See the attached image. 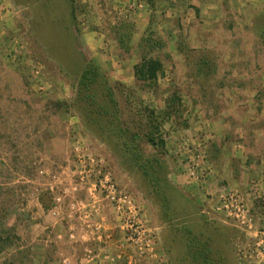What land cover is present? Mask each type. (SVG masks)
Segmentation results:
<instances>
[{"label":"rangeland","instance_id":"rangeland-1","mask_svg":"<svg viewBox=\"0 0 264 264\" xmlns=\"http://www.w3.org/2000/svg\"><path fill=\"white\" fill-rule=\"evenodd\" d=\"M66 1L0 0V9L6 10L0 30V180L15 184L16 213L8 226L20 237L0 255V264H82V259L85 264H127L123 252L128 246L136 264L159 258L164 264H193L189 231L208 243L216 261L264 264L251 254L252 236L226 223L193 193L177 151L183 142L191 147L204 143L206 163L216 173L209 159L216 134L205 130L203 122L224 117L222 109L230 101L264 106V0H257V7L249 2L251 11L243 15L244 28L237 35L244 41L238 53L259 56L255 63H244L247 73L241 78L225 76L235 65L208 59L235 53L237 47L169 44L155 31L139 38L129 19L138 7L127 5L121 14L117 2L122 0L73 1L77 20L72 33L83 51L81 63L63 43L70 33L64 22ZM123 22L134 28L129 51L113 33ZM219 33V40L231 34ZM145 37L164 42L152 51L164 64L154 84L139 82L134 72L148 52ZM87 69L99 76L87 81ZM258 114L262 120L264 111ZM75 136L131 195L141 211L142 230L136 220L125 226L107 201H89L86 189L74 192ZM159 141L163 149L156 146ZM143 231L148 246L141 257L136 248L140 238L143 243Z\"/></svg>","mask_w":264,"mask_h":264},{"label":"crops","instance_id":"crops-1","mask_svg":"<svg viewBox=\"0 0 264 264\" xmlns=\"http://www.w3.org/2000/svg\"><path fill=\"white\" fill-rule=\"evenodd\" d=\"M141 1L142 7H139L131 16L129 15V19L135 23L138 31L135 36L140 38L147 32L155 31L163 35V39L166 42L168 40L169 44L170 42L177 45L193 43L202 45L204 48L243 47L244 41L237 38L238 32L244 28L243 15L251 11L248 7L249 2H254L255 6H258L257 0ZM117 3L120 13L124 14L126 6H132L138 3V0H122ZM218 32L231 34L219 40L216 37L221 38L222 34ZM239 49L235 53L208 59L235 65V68L229 67L225 76L241 78L244 76L243 73H247L244 63L248 61L255 63L259 60V56L252 54L246 57L238 53ZM259 88L251 90V94L258 95ZM241 89L236 87L235 91L238 92ZM248 103L230 101V104L222 109V115L227 119L211 118L203 122L202 126L205 130L216 134L214 136L216 145L209 154V159L217 165L216 173L213 172L208 180L210 189L215 187V183H223L224 180L229 185L242 189L248 188L259 180L264 181V147L261 146V143L264 144V130L258 128L261 125L260 122H264V117L261 120L258 114L259 111H264V106L257 103L254 105V102ZM238 110H242L241 114ZM192 191L207 202L201 185L194 183ZM200 194H203V197ZM81 263L85 264L84 259Z\"/></svg>","mask_w":264,"mask_h":264},{"label":"built area","instance_id":"built-area-1","mask_svg":"<svg viewBox=\"0 0 264 264\" xmlns=\"http://www.w3.org/2000/svg\"><path fill=\"white\" fill-rule=\"evenodd\" d=\"M132 6L142 7V1L140 0L138 4L135 3ZM0 10V30H2L6 23V17L3 16L6 10L5 8ZM35 74L38 76L39 72L37 71ZM41 85L39 84L40 90H45V87ZM73 145L78 166V185L74 187V192L86 189L89 201H107L113 207L117 218L121 219L125 226H128L132 220H136L142 230L144 225L140 209L134 203L131 195L116 185L111 173H104L105 162L91 154L81 137L75 136ZM205 148L204 143L191 147L187 142H183L178 146L177 151L183 157L182 162L186 168L188 180L191 184L197 183L203 187L207 203L216 215L235 229L252 236L254 247L251 254L259 261L264 262V181L259 180L246 189L234 187L227 183L219 186L215 184V187L210 189L208 180L213 174V170L206 163ZM93 177L95 179L90 182ZM51 190L53 191L54 187H51ZM64 193H69V190L65 189ZM62 200L61 197H58L55 201L60 203ZM142 233L144 237L146 231ZM127 241L129 244L131 243V235H128ZM147 244L146 236L143 238V243L140 238L136 250L141 257L145 255ZM128 247L123 252V257L127 264H136V259L131 254V246ZM106 258L109 259L110 257L107 256ZM121 258H112L110 261L114 263ZM153 264H164V260L159 258L158 262Z\"/></svg>","mask_w":264,"mask_h":264},{"label":"trees","instance_id":"trees-1","mask_svg":"<svg viewBox=\"0 0 264 264\" xmlns=\"http://www.w3.org/2000/svg\"><path fill=\"white\" fill-rule=\"evenodd\" d=\"M74 0H67L68 5V15L65 16V21L68 23V28L70 33L67 36H64V46L69 49V52L72 51V54L79 55L81 63L83 62V51L79 45L78 37L73 35L72 28H75L76 19V9L73 3ZM55 26V25H54ZM72 29V30H71ZM133 25L128 22H123L120 27H116L113 31L116 36V40L119 43L120 47L129 51V45L133 35ZM145 44L148 47V52L143 56L142 61L139 65L134 67L135 77L139 82L154 84L157 82L158 78L164 72V64L161 59L158 57H154L152 55V51L157 49H161L163 47L164 42L161 41H152L150 37H145L143 39ZM64 49V48H63ZM71 65L77 66L71 59L69 62ZM87 69L84 72V79L87 81H91L90 77L96 78L98 73L96 70ZM158 148L163 149L164 143L159 141L156 143ZM13 183H5L0 180V255L10 251L14 245H16V241L20 240V237L16 235V228L9 227L8 221L15 216V184ZM163 202H166L165 197L162 199ZM41 205L44 210H49V206L46 205L42 199H40ZM186 233V232H185ZM183 234V236L185 235ZM188 241L189 246L188 254L191 252L195 253L193 255H188L193 259V264H223V261H216L210 258L211 251L208 248V243L201 242L195 234L193 235L191 231L188 232ZM187 259V258H186Z\"/></svg>","mask_w":264,"mask_h":264}]
</instances>
